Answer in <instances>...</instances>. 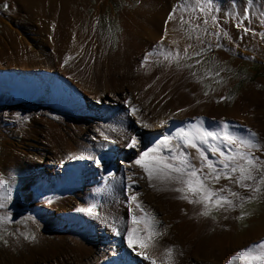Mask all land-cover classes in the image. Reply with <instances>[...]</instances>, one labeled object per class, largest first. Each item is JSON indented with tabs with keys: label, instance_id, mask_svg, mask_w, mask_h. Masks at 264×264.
<instances>
[{
	"label": "bare ground",
	"instance_id": "obj_1",
	"mask_svg": "<svg viewBox=\"0 0 264 264\" xmlns=\"http://www.w3.org/2000/svg\"><path fill=\"white\" fill-rule=\"evenodd\" d=\"M177 1L143 0L144 4H150L154 9L143 14L130 10L122 13L125 28L122 42L125 47L122 46L121 50L122 54L127 51L131 53L127 60H123L120 56L107 55L108 47L106 48L105 41L99 39L96 20H90L91 23L87 25L85 32L80 31V21L86 7L83 10L76 0H24L25 6L22 7H26L27 16L21 21L30 24L39 32L37 34H40L41 38L35 36L37 43L34 44L38 46V51H34L32 44L25 39L27 36L20 31L6 30L7 41L13 40V34L18 38L21 37V43L15 47L9 46V43L5 45L2 36L0 37V41L3 42H0V68L4 65L20 66L38 72L41 71L40 69L59 70L63 74L60 82L49 85V82L45 84L37 78L27 82L23 77L13 79L0 73V98L6 91L11 90L15 91L17 98L32 97L33 94L39 97L40 91L36 89L42 88L45 100H54L62 106H72L71 109L77 108L88 117L87 119L78 117V119L72 115L71 118L68 117L69 121L66 119L68 123L72 122L75 125L68 126L76 130H73L77 136L72 142L67 139L66 133L59 132L57 128H53V132L46 130L48 125L46 123L45 128L38 129L40 135L35 138L37 143L33 144L29 141L30 147L26 152L30 156L40 155L38 159L33 157L29 160L34 162L30 168L39 169L38 175L45 178L47 184L37 192L33 187L40 179L34 180L36 182L31 185V181L28 182L25 177L24 190L27 191L26 196L32 201L31 208L34 209L28 210L33 216L47 218L49 226L54 229L50 231L52 234L55 233L56 237L52 238L40 232L39 246L25 245L28 246L25 249L28 254L34 253L39 247L43 248L44 257H41L43 262L37 258L18 256L16 264H107L108 261L109 264H150L128 247L125 238L126 231L134 227L131 223L132 213L129 206L123 205L128 203L124 189L125 177L128 178L133 174L132 186L138 182L137 187L146 193L144 198L148 199L149 207H146V210L150 209L160 221L157 230L167 227V233L159 240V246L153 253L157 264H162L164 258L161 253L168 246H174L177 264H227L229 258L240 249L264 240V226H262L256 227L249 231L250 234L242 235L239 240L233 242L230 233L234 232L233 217L237 214L238 208L223 216L221 222H210L205 216L200 215L203 210L202 205L178 199L180 193L170 190L175 185H158L169 190H157L151 187L148 180L143 178L145 176L143 170L134 164L141 152L163 136L174 135L179 128L198 124L203 129L220 132L224 125H228V130L232 129L233 133L247 137L251 132L245 133V130H251L243 123L256 124V117L254 118L252 114L250 116L247 106L240 104V101L236 104L238 110L236 107L233 112L229 111L226 114L227 117L241 118L239 125L231 124L230 119L222 113L217 114L218 107L214 105L212 108L215 116L207 115L204 111L201 112L202 115H195L192 112L194 107L185 89L177 87L173 82L162 85L159 79L150 76L143 78L141 73H150L158 66L157 61L183 57L199 44L185 34L178 22L177 15L184 12L182 9L185 8L192 11L189 14L196 20L204 19L203 22L219 23L217 33L223 31L228 33L227 51H221L222 56L228 57L232 52L239 50L243 55H252V52L263 54L264 46L262 47L260 34L257 32L260 29L257 22H260L258 20L264 14V0H254L260 5L258 8L252 6L253 3L249 4L248 0H212V6L204 12L196 6V0ZM11 2L13 10H17L16 2L14 0ZM102 3L96 4L97 16ZM179 5L185 7H178ZM28 6H31L30 10ZM173 12L176 15L169 20ZM218 16L219 18L216 19ZM241 22L242 26L237 27ZM245 28L249 31L245 32ZM149 53L157 54L149 57L148 63L145 64ZM5 60L9 63H4ZM69 81L84 92L88 101L81 100L77 90L67 91L65 85H70ZM167 86L172 90L169 88L166 90ZM175 89L180 91L178 95ZM55 91L63 95L56 97ZM77 97L80 103L76 101ZM59 99L60 102L57 101ZM126 102L131 103L130 109L126 108ZM121 103H124L125 107ZM133 106L137 111L131 117L129 110L132 113ZM241 106L244 107L243 110H239ZM247 111L249 112L246 113ZM175 117H184L188 121L180 124L170 123L169 119ZM118 123L134 128L136 134L144 131V134L150 135L144 139L136 136L138 144L135 148L124 147L125 156L129 161L125 160V156L121 153L115 154V157L112 151L116 139L121 142L127 136L124 131L116 128ZM145 124L147 126H144ZM104 136H113L115 140L107 141ZM253 142L264 154V146L254 138ZM94 144L111 147V151L104 149V152L109 153L108 156L114 160L111 166H98L104 170L102 176L96 163H87L86 167H83L84 171L77 170L76 166L73 170L71 155L77 154L82 147L90 149L88 146ZM106 149L108 151H105ZM258 150L251 149L253 153L256 151L261 155ZM83 151L85 150L83 149L81 154ZM121 151L118 148L114 149L115 153ZM188 151L195 156V149ZM194 163L199 165V161ZM108 170L114 176L106 177ZM248 184L251 185V182ZM93 204L99 206L96 209L100 213L99 216L79 211ZM138 213L137 211L135 214ZM198 220L202 224L194 226ZM204 224L209 227L217 224V231L210 237L202 239L200 234L204 231ZM135 227L143 228L144 225L138 224ZM117 231L121 234L117 235ZM43 238L45 242H41ZM125 249L126 252H123Z\"/></svg>",
	"mask_w": 264,
	"mask_h": 264
},
{
	"label": "rangeland",
	"instance_id": "obj_2",
	"mask_svg": "<svg viewBox=\"0 0 264 264\" xmlns=\"http://www.w3.org/2000/svg\"><path fill=\"white\" fill-rule=\"evenodd\" d=\"M14 1L17 4V10L15 11L13 10V4L11 0H0V37L2 36L1 38L3 39V42L5 41V45L9 43V46L15 47L21 43V37L18 38L13 34V40L7 41V36H5L7 35L6 30L11 29L20 31L22 34L24 33V35L27 36V38H24L28 41L29 44H32L31 46L33 47L34 51H38V46L34 44L37 43L35 36H39L41 38L40 34H37L39 32H37V29L30 24H24V22L21 21L24 16H27L26 7H22L25 6L24 0ZM76 1L82 9L86 7L85 10L83 9L85 11V14L80 21V31L85 32V29L88 28L91 21L96 20L99 39L105 41L106 48L108 47L107 55L110 56V54H112L113 57L120 56L121 58L123 57V60H127V58L129 59L130 57L128 56L131 55V53H128L127 51L122 54L123 51L121 50L122 46L125 47L122 42L123 32L125 29L122 20V13L124 11L130 10L143 14L154 9V7L152 8L150 4H144L143 0H104L102 1L103 3L101 2V0ZM99 2L102 4L99 15L97 16L95 15L96 4H98ZM254 2L255 1L252 0V6H255L256 8L260 7L258 2ZM30 7L31 6H28L29 10ZM249 8L251 9L250 6ZM182 11L184 12L177 15V19L179 20L178 22L181 28L183 27L182 29L185 31V34L189 36V38L198 41L199 44H197L183 57H179L174 60L168 59V61H157L158 66L153 68L150 73L142 72V77L146 78L150 76L153 79H159L162 85L173 82L177 85V87L185 89L188 93L189 100L194 107L192 109V112L195 115H202L205 112L207 113V115L215 116L216 114H213V112L215 113V111L212 108V106L214 105L218 107V111L216 112L219 113L217 114L222 113L223 116H226L229 111L233 112L236 107L238 110V106L236 104L238 103V101H240V104H245L247 106L245 107L250 112H252L250 113L249 111H247L246 113L249 112L248 114H250V116L252 114L254 118L256 117V124L243 123L251 130H245V133H255L254 139L256 141H259L260 145L262 144V146H264V53L257 54L255 52H252L253 56L251 54L243 55V53L239 50L240 52L234 51L228 57H226V55L222 56L221 51H227L226 39L228 33L226 31L217 33L216 29H219V23L217 22H209L204 24L205 21H202L204 19L196 20L190 15L192 11L187 10L186 8L182 9ZM218 18L219 16L216 19ZM258 21H260L257 22L258 28L260 29L257 32L259 34L264 33V14L263 17H261ZM197 25H199V27H197ZM225 33H227V35H225ZM260 39L261 45L263 47L264 37L260 35ZM0 42H2V40ZM12 51L15 52L14 50ZM4 63H9V61L5 60ZM40 70L41 71L38 72L33 69H24V67L20 66L4 65V67L0 68V73L2 76H11V78L13 79L23 77V79L27 82H31L35 78H37V80L45 84L46 82H49V85L61 81V77L63 74L60 73L59 70ZM50 76L53 77L49 78ZM27 77H31V79H28ZM69 82L70 85H65L67 91H69L70 89L74 91L77 90V95H81V100L83 99V101H88V99H85L86 96L83 94L84 92L73 82ZM168 88L169 90H172L170 86H167L166 90H168ZM36 90L40 91L39 97H37L36 94H33L32 97L25 96L17 98L15 95V91L11 90L6 91V93L3 94V97L0 98V175L2 176V178L0 179V197L10 196V199L8 200L0 198V202H4L7 204L5 208L0 209V217L9 216L11 219L10 223H0V264H16L15 262H17L18 256L31 257L33 259L37 258V260H42V258L44 257V253H42L44 251L43 248L39 247L37 251H34V253L28 254L29 252L27 253L25 251L28 246L25 245L30 244L33 246H39L40 240L38 239V233L40 232H43L45 235H50L52 238L56 237V234H52L51 232L54 231V229L52 228V226H49V221H46L47 218L33 216V214L30 212L33 209L31 208L32 201H30V199L26 196L27 191L24 190L26 185L25 179L27 178L28 182L30 180L31 185L33 184V182H36L34 180L40 179V181H37V183L33 187L37 192H40L41 187L47 184V182L45 181L46 179L41 175H38L39 169L30 168L31 164L34 162H30L29 160L33 157L38 159L40 156H30V154L26 152L27 150H29L30 142L33 144L37 143V139L35 138L40 135V131L38 129L45 128V123L48 124L45 128L46 130H52L51 132H53V128H57L59 132L61 131L62 133H66L67 139L69 138L68 140H71L70 142H72L73 138L76 137L77 134H74V132L76 131L75 129H73L72 127H68L74 124H72V122L68 123L67 120L69 121V118H71L72 115L73 117L75 115V118L79 117L80 119L88 118L86 117V113H83L82 110V112H80V110L77 108L75 110H73V108L71 109L72 106H62L60 104H57L54 100H45L42 88ZM175 91L177 95L180 92L178 89H175ZM159 94H157V96H159ZM61 95L63 94L55 91L56 97ZM53 98L55 97L53 96ZM57 101L60 102V99ZM76 101L80 103L79 97H77ZM129 103L126 102L125 104L127 109H130L129 106H131V103ZM70 105L74 104L70 103ZM121 105L124 106V103H121ZM208 109H212V111ZM243 109V106L239 108V110ZM129 115H132L131 110H129ZM192 117L193 115H191V118ZM209 118L210 117L208 116V119ZM215 118L217 119V117ZM227 118L230 119L229 121L233 125L240 124L239 120L241 118L237 119L230 116ZM72 120L74 121V119ZM169 121L170 123L174 122L176 124H180L185 123L188 120H186L184 117H175L169 119ZM76 123L77 121L75 122V124ZM205 126L208 127V125ZM116 128L119 131H124L127 136L124 140H121V142L116 139L114 145L112 146L114 155L121 153L125 156L126 148L124 147H127V144L131 140L132 136H138L139 139L150 137V135L148 136L144 134V131L136 134V130L134 128H130L128 125L118 123ZM229 131L233 133L232 129H230ZM108 137H110V139H108L107 141L115 140V137L113 136ZM216 142L219 141H212V143L214 144H216ZM88 147L90 149H88L87 147L81 148V151L83 149L85 150L82 152V154L85 157L91 156L96 159L102 153H106L104 152L105 148L111 151L110 146L105 147L102 145L94 144L89 145ZM221 147L223 148L224 146L221 145ZM116 148L121 149L122 151L115 153L114 149ZM107 149L105 151H108ZM258 149L259 148H256V151ZM244 150L245 149L241 148V151ZM81 151H79L77 154L71 155V157L82 155ZM258 151H260V149ZM255 152H252L254 156L258 157L260 161H264V154L261 151V155H258V153ZM209 158L216 159V157L211 156V154L209 155ZM70 159L72 160V167L74 168L76 166L77 170L81 169L80 171H84L83 167H86L87 163H95L94 159ZM125 160L129 161L128 157L126 158L125 156ZM112 161H114L113 158ZM67 166L69 167L70 164ZM109 166H111V164ZM96 167L98 166L96 165ZM101 170L102 169L99 168L100 175L102 176L104 170ZM205 171H207V169H205ZM79 174H81V172H79ZM253 175H255L257 177V180H259L260 176L264 175V165L261 166V169L258 173L253 172ZM47 181L49 182V178L47 179ZM125 181L126 183L124 189L126 194L127 185L130 182H127V177H125ZM99 182L101 181L99 180ZM250 182L253 187L257 186L254 181H247L246 183ZM137 184L132 186L133 193L139 191L138 193L141 194L138 196V200L142 201L143 205H147L146 207H149L148 199L144 198L146 197L144 196L146 193L141 191L140 188L137 187ZM175 186L178 187L179 185ZM221 186L230 187L232 191L238 192L240 194L239 197L234 199V203L239 205L241 202H243L242 208L235 207L236 209H238L237 214L233 217L235 221V223L232 224L234 232L230 233L231 237H233L231 238L232 240H234L233 242L239 240L242 235L250 234L249 231H252L256 227L264 226V184L258 185L260 188L259 192L241 188L238 184H234L231 181L223 178L219 181V183H215L212 185V187H214L215 189H219ZM123 205H127L128 207V203H125ZM131 206L133 209H135L136 207L134 203ZM233 209L234 208L228 209L227 211H225L224 209H213L211 215L205 216V218L210 222H221L223 216L229 214ZM139 215L140 213L137 214V216ZM241 216H243L244 218L239 219V217ZM197 224H202V222L198 220V222L194 226H196ZM216 231L217 224L213 225L212 227L204 224V231L202 234H200V236L202 239L207 238ZM32 237H35V239H32ZM45 241V238L41 239V242ZM10 247H12V249H9ZM123 252H126V249Z\"/></svg>",
	"mask_w": 264,
	"mask_h": 264
},
{
	"label": "snow or ice",
	"instance_id": "obj_3",
	"mask_svg": "<svg viewBox=\"0 0 264 264\" xmlns=\"http://www.w3.org/2000/svg\"><path fill=\"white\" fill-rule=\"evenodd\" d=\"M248 2L251 4L252 0H248ZM196 6L201 12H204L212 6V0H196ZM178 7L184 8L185 6L179 5ZM175 15V12L170 14L169 20H172ZM241 26L242 22L237 25V27ZM244 31L247 32L249 29L245 28ZM260 35L264 37V33ZM156 54L149 53L144 63L147 64L148 58ZM136 111L137 109L133 106L132 115H135ZM254 137L255 133H250L247 137L232 133L228 130V125H224L220 132H216L193 124L187 128L177 129L174 135H165L155 141L151 147L140 153L134 164L143 170L145 174L143 178L148 180L151 187L157 190H169L166 187L160 188L158 185H179L170 189L180 193L177 198L186 200L191 204L202 205L203 210L200 215L210 216L213 209L227 211L235 207H243V202L239 205L234 203V199L240 196L238 192L225 186H221L219 189L212 187L213 184L219 183L222 178L238 184L241 188L256 192L260 191L258 185L264 184V175H261L259 180L253 175V172L258 173L261 166L264 165V161H260L251 151V149L258 147L253 142ZM104 139L108 140L109 137L104 136ZM212 141H219V144H214ZM137 144V138L132 136L127 147L135 148ZM241 148L245 150L241 151ZM189 149H195V156L188 151ZM209 154L216 159H210ZM70 158L94 159L97 166H100V160L91 156L79 155ZM194 161H199V165ZM133 175H129L127 178L130 183L127 185L126 195L128 196L130 213H132L131 223L134 227L126 231V243L134 253L149 261L150 264H157V259L153 253L159 246V240L167 233V227L157 230L160 221L156 219L155 214L150 209L146 210L142 201L138 200L140 193H133L132 191ZM109 176H114V174L110 173ZM247 181H254L257 186L253 187V185L246 183ZM0 198L8 200L10 196ZM133 203L136 205L135 209L131 207ZM6 206V203L0 202V209ZM98 207L97 204H93L88 208H81L79 211L99 216V211H96ZM137 211L140 213L139 216L135 214ZM243 218V216L239 217V219ZM10 222L9 216L0 217V223ZM138 224H143L144 227H135ZM116 234L120 235L121 233L117 231ZM161 255L164 258L162 264H177L174 246L164 248ZM227 264H264V240L240 249L229 258Z\"/></svg>",
	"mask_w": 264,
	"mask_h": 264
},
{
	"label": "water",
	"instance_id": "obj_4",
	"mask_svg": "<svg viewBox=\"0 0 264 264\" xmlns=\"http://www.w3.org/2000/svg\"><path fill=\"white\" fill-rule=\"evenodd\" d=\"M98 159L100 160V164L101 163L109 164L111 161V157H109L106 154L101 155Z\"/></svg>",
	"mask_w": 264,
	"mask_h": 264
}]
</instances>
